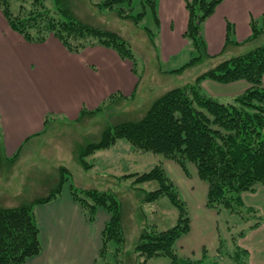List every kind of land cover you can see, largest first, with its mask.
<instances>
[{
    "label": "trees",
    "instance_id": "obj_1",
    "mask_svg": "<svg viewBox=\"0 0 264 264\" xmlns=\"http://www.w3.org/2000/svg\"><path fill=\"white\" fill-rule=\"evenodd\" d=\"M131 1L103 0L97 6L100 10L113 11L122 19L139 26L145 11L135 15L131 8L122 6L130 5ZM224 1L186 0L189 20L184 38L188 42L191 58L180 68L168 72L181 73L206 61L212 62L211 68L201 74L195 83L167 90L138 121L107 128L99 141L80 149L78 158L89 170L92 165L86 161L87 157L97 150L110 149L118 140H126L137 152L164 157L186 176H190L189 168L193 167L198 178L207 185L206 207L218 215L223 211L240 215L249 224L252 218L249 229H255L264 218L256 209L244 204L242 195L264 186V44L231 58L209 55L203 27ZM147 3L152 9L157 32L155 34L149 29L145 31L159 54L156 44L159 30L156 1L147 0ZM70 8V0H0V10L10 28L29 43H44L53 35L72 53L105 47L115 50L123 60H135L132 49L118 33L79 21ZM250 27L251 36L242 45H255L261 38L264 42V14L259 19H251ZM238 45L233 26L228 24L224 50ZM157 57L160 61V54ZM205 79L223 85L245 81L249 88L237 96L233 103H223L202 91L200 82ZM129 98L133 97L119 92L112 94L97 109H83L77 122ZM54 119L52 115L46 116L43 133ZM19 154L20 150L13 157H7L0 140V172L5 162L13 164ZM68 173L67 168H60L58 183L47 196L17 207L0 208V264H23L41 253V231L34 210L39 205L56 200L63 191L69 192L90 222L97 220L99 211L105 212L108 217L102 231V246L96 264H102L113 245L115 248L112 253L117 264L121 262L117 257L123 255L125 234L120 201L110 192L75 187ZM119 179L132 180L137 186L157 183L156 190L144 193L143 201L153 203L167 197L179 213L177 224L168 230H159L156 225H143L135 246V252L144 259L143 264L159 257L169 258L170 264H207L206 248H203L200 259L181 257L177 253L179 241L191 231V216L178 187L163 165L154 166L142 174H126ZM244 235L242 231L238 236ZM232 241L234 251L223 249V241L219 240L217 261H223V264H247L248 251L236 246L233 237Z\"/></svg>",
    "mask_w": 264,
    "mask_h": 264
},
{
    "label": "rangeland",
    "instance_id": "obj_2",
    "mask_svg": "<svg viewBox=\"0 0 264 264\" xmlns=\"http://www.w3.org/2000/svg\"><path fill=\"white\" fill-rule=\"evenodd\" d=\"M102 1L70 0V9L79 21L118 33L132 49L135 60H123L115 50L110 48H88L80 53L65 50L69 52L67 54L70 56H83L85 63L89 65L85 67L86 110L97 109L105 99L110 97L109 90L104 91L102 96L101 93H97L98 96L96 97L97 94L94 93V90L105 84L107 86L121 84L126 91L123 93L133 98L116 102L92 117H85L81 122L58 121L51 123L52 120L41 138L25 145L16 162L13 164L5 162L0 172L5 176L3 180L0 179V208L17 207L23 203L31 202L33 199L47 196L58 183L60 168L63 166L69 171L67 176L75 187L110 192L120 201L124 213L125 243L123 255L117 257L118 260H121L119 264H143L144 259L135 252V246L143 225H156L159 230L165 231L177 224L179 213L167 197L153 203L143 201L144 193L156 190L158 188L157 183L152 182L137 186L133 184L132 180L119 178L126 174L148 172L157 165H163L165 169L167 168L166 171L171 177V174L174 175V171L169 162L160 155L135 151L126 140H118L110 149L97 150L87 157L86 161L92 165L89 170H86L81 164L78 152L85 145L99 141L107 128L141 119L154 101L167 90L182 87L188 83H195L201 74L211 68L212 62H202L181 73L170 74L168 71L178 69L186 64L191 55L185 51L170 63L159 61L157 57L159 54L156 53L145 31V29H149L155 34L157 32L152 9L147 0H132L130 5H122L126 9L131 8V12L135 15L145 11V17L139 26L122 19L113 11L100 10L97 4ZM155 1L157 5L158 0ZM49 38L56 39L53 35H50ZM56 40L61 44L58 39ZM156 44H158V36L156 37ZM262 44L264 42L261 38L255 45L243 46L242 49L238 50V53H245ZM45 52L54 54L58 51L49 47ZM87 52H94L93 56H89ZM58 60H63L60 55ZM68 60L73 63V59ZM69 71L71 72L73 69L71 68ZM208 82L217 84L209 79L202 80L200 87L206 95L223 103H233L234 98L230 96L234 92L233 89L227 85H221L222 87L218 88L215 87L216 85L211 86ZM239 82L249 86L245 81ZM136 85L138 86L135 89ZM53 117L55 118L54 115ZM4 135L0 132L2 142ZM22 144H24L23 140L18 142L16 148H8L7 154L10 155L8 157H13ZM7 154L5 153V155ZM189 170L190 176L187 178L192 181L191 171L195 172V169L190 167ZM180 187L178 191L181 199L186 203L189 215L191 218L192 215L200 216L202 220L199 222L200 227L192 229L195 247H199L198 244L202 243L204 244L203 248L209 250L207 243L218 236V242L219 240L223 241V249L234 251L235 245L232 237L235 239L236 246L243 248L240 242L245 238V235L241 237L238 235L242 231L245 234L249 232V225L253 223L252 216L244 215V217L251 218L249 224L243 221L240 215H231L226 211L217 215L216 219L208 214L203 215L202 211L197 212L198 204L204 195L201 187H198V191H192L193 195L189 194L183 183ZM191 200L193 202H188ZM101 221L100 217L98 222L101 224ZM178 246L176 249L180 255ZM114 248L115 245L111 247L107 258L102 260V264L118 263L114 253H112ZM217 252H207V264H215ZM248 260L249 256L247 263ZM147 264H170V259L166 257L154 258L149 260ZM217 264H223V261H217Z\"/></svg>",
    "mask_w": 264,
    "mask_h": 264
},
{
    "label": "crops",
    "instance_id": "obj_3",
    "mask_svg": "<svg viewBox=\"0 0 264 264\" xmlns=\"http://www.w3.org/2000/svg\"><path fill=\"white\" fill-rule=\"evenodd\" d=\"M185 2L186 0H158L156 5L159 19L158 46L162 63H170L183 52H189L188 42L184 38L189 20ZM263 14L264 0H225L203 27L209 55L214 58L238 55V50L244 46L242 44L251 36V19H259ZM228 24L233 26L234 38L240 45L224 50ZM49 47L58 52H45ZM65 49L54 38H48L39 44L27 42L10 28L0 10V132L5 134L2 143L6 154L8 148H16L21 140L24 144L18 149L20 152L25 145L41 138L46 132L43 133L46 116H55L51 123L77 122L81 111L85 109V67L89 65L85 63L83 56H70ZM93 53L87 52L89 56H93ZM59 55L62 61L58 60ZM68 59H73V63ZM71 68L73 71L70 72ZM209 84L218 88L223 85L212 82ZM262 84L264 86V75ZM227 87L234 90L230 95L234 99L249 88L239 81L227 84ZM106 90L111 95L119 92L126 96L121 84H105L94 90V93H101L102 96ZM169 164L174 171L171 179L178 189L183 183L189 194L193 195L192 191H198V187H201L204 195L197 212L202 211L203 215L208 214L216 219L217 212L206 207L207 185L198 178L196 171H191V181L179 167L171 162ZM3 177L5 176L0 174V179L3 180ZM242 199L247 207L256 209L264 218V186L244 193ZM34 211L41 231L42 251L23 264H96L102 246V231L108 219L105 212L99 211L97 220L90 222L67 191H63L51 203L37 206ZM100 217L101 224L98 222ZM200 221V216L192 215L191 231L178 244L181 257L202 258L204 244L200 243L199 247H195L192 234L194 227H200ZM248 231L240 242L248 251L247 264H264V220L258 227ZM207 245L208 253H216L218 236Z\"/></svg>",
    "mask_w": 264,
    "mask_h": 264
}]
</instances>
